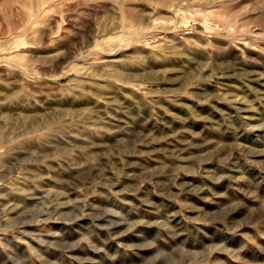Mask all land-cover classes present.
Masks as SVG:
<instances>
[{
  "label": "rangeland",
  "instance_id": "1",
  "mask_svg": "<svg viewBox=\"0 0 264 264\" xmlns=\"http://www.w3.org/2000/svg\"><path fill=\"white\" fill-rule=\"evenodd\" d=\"M0 264H264V0H0Z\"/></svg>",
  "mask_w": 264,
  "mask_h": 264
}]
</instances>
